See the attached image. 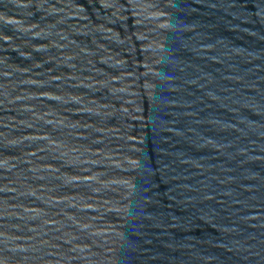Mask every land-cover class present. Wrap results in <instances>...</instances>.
I'll list each match as a JSON object with an SVG mask.
<instances>
[{
	"label": "water",
	"instance_id": "obj_1",
	"mask_svg": "<svg viewBox=\"0 0 264 264\" xmlns=\"http://www.w3.org/2000/svg\"><path fill=\"white\" fill-rule=\"evenodd\" d=\"M0 264H264V0H0Z\"/></svg>",
	"mask_w": 264,
	"mask_h": 264
}]
</instances>
